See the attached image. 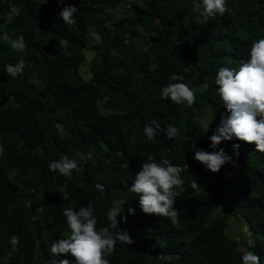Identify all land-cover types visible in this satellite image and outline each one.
<instances>
[{
    "label": "trees",
    "instance_id": "16d2710c",
    "mask_svg": "<svg viewBox=\"0 0 264 264\" xmlns=\"http://www.w3.org/2000/svg\"><path fill=\"white\" fill-rule=\"evenodd\" d=\"M226 3L223 16L205 22L193 0H0V33L23 35L27 43L22 54L0 41V257L16 235L20 244L9 264L74 259L53 256L51 245L70 231L63 209L92 202L97 228L107 226V211L122 203L117 220L126 216V222L119 227L135 241H117L110 264H242L246 249L264 264V153L235 138L213 149L209 139L229 115L216 72L238 69L252 42L264 37V0ZM10 5L20 14L8 22ZM68 5L78 9L73 25L59 18ZM91 33L99 40L90 43ZM86 52L92 54L88 80L79 72ZM21 55L23 72L7 75L4 65ZM172 74L194 90L208 87L196 91L191 107L177 105L160 95L176 82ZM153 119L179 134L147 141L143 126ZM219 148L235 163L213 173L194 159L196 149ZM148 154L184 168L175 224L145 214L129 190ZM62 155L80 165L70 178L48 168ZM125 161L128 168L121 167ZM193 179L198 189L190 187ZM65 185L69 200L60 195Z\"/></svg>",
    "mask_w": 264,
    "mask_h": 264
},
{
    "label": "clouds",
    "instance_id": "9594fccd",
    "mask_svg": "<svg viewBox=\"0 0 264 264\" xmlns=\"http://www.w3.org/2000/svg\"><path fill=\"white\" fill-rule=\"evenodd\" d=\"M47 2V0H45ZM62 2V0H61ZM10 11L6 14L8 22L19 16L20 9L9 6ZM193 11L203 17L206 22L217 14L223 16L227 11L226 0H193ZM77 8L68 5L59 12V18L67 25L76 23L75 14ZM0 41L9 44L11 49L18 53H25L27 43L23 35L12 38L7 33L0 36ZM248 59L238 69L220 67L215 76V84L226 110L229 115L221 117L215 132L209 137L211 147L216 149L222 141L236 140L254 144L259 153H264V37L254 40L248 52ZM85 61V60H84ZM27 64L21 55L15 64H5L4 71L7 75L15 78L21 74ZM82 66V65H81ZM171 81L161 89V97L171 102L187 104L191 107L196 102V91H206L208 85L204 84L198 90H194L184 83V77L172 74ZM207 131V128L203 129ZM143 133L147 141L156 143V137L163 133L166 138H175L179 129L172 124L161 128L156 120L148 121L143 126ZM189 138L185 135L184 141ZM195 149V142L192 141ZM239 144H233L234 154L239 155ZM4 149L0 147V153ZM122 156L121 153H117ZM194 159L203 164L206 170L215 173L228 162L235 163L233 157L226 154L223 148L208 152L203 149L194 151ZM187 166V165H186ZM122 168H128L129 163L125 161ZM52 172H58L64 177L70 178L73 171H79L80 165L75 159L62 155L59 160H53L48 164ZM184 168L173 164L169 159L163 158L159 162L152 154L140 164L139 170L131 183L129 190L138 197V203L145 214L155 215L169 219L173 224L179 219V211L175 208V201L180 192L185 191V181L181 177ZM101 191L102 185L96 186ZM190 187L195 190L200 187L193 179ZM67 185L60 189L62 199L69 200V193L65 190ZM179 190V191H177ZM92 202L87 206H81L76 210L73 204L63 209V216L69 233L56 239L51 245V254L55 257H64L69 254L74 259L67 258L50 259L47 264H110V257L115 251L117 241L129 245L134 243L127 229H122L119 224L126 222V216L117 220L122 212V203L107 211V226L97 228L98 220L95 215ZM133 208L128 209V214H134ZM35 219V217H34ZM10 250L0 257V264H9L13 254L17 252L20 240L16 235L9 239ZM242 264H261L260 257L252 250H243L241 256Z\"/></svg>",
    "mask_w": 264,
    "mask_h": 264
},
{
    "label": "rangeland",
    "instance_id": "374dc122",
    "mask_svg": "<svg viewBox=\"0 0 264 264\" xmlns=\"http://www.w3.org/2000/svg\"><path fill=\"white\" fill-rule=\"evenodd\" d=\"M117 11H118L119 13L122 12L121 8H118ZM0 27H1V26H0ZM0 36H2L1 33H0ZM89 37H90V43H94V42H96V41L99 40L98 35H96V34H94V33H91V34L89 35ZM91 56H92V54H91L90 52H86V53H85V61H84V63L82 64V66H80V68H79V72H80V74L82 75V77H83L85 80L90 79L89 77L91 76L90 69H89ZM100 109H102V108L100 107ZM207 126H208V125L206 124V122H204L203 125H202V127H201V129H205V128H207ZM231 231H232V233L235 232V229L233 228V226H232ZM68 233H69L68 230H63V231L58 235L57 238L60 239V238H62V236L66 235V234H68ZM234 234H235V233H234Z\"/></svg>",
    "mask_w": 264,
    "mask_h": 264
}]
</instances>
